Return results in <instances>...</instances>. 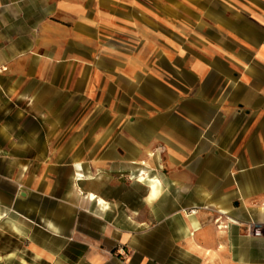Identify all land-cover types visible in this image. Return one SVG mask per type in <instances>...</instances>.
Wrapping results in <instances>:
<instances>
[{
	"label": "crops",
	"instance_id": "obj_1",
	"mask_svg": "<svg viewBox=\"0 0 264 264\" xmlns=\"http://www.w3.org/2000/svg\"><path fill=\"white\" fill-rule=\"evenodd\" d=\"M34 2L0 0V35H11V22L32 17ZM189 2L190 41L198 35L217 36L213 44L204 38L202 44L226 55V63L240 75L224 77L217 99L191 93V87L187 104L164 119L170 123L160 122L152 136L148 133L153 140L139 137L116 146L123 148L122 163L110 156L114 143L102 152V144L92 140L86 156L80 151L58 157L76 182L61 195L50 190L52 179L44 178L22 193L26 199L15 197L6 205L0 201V221L10 216L34 264H190V258L210 264L204 237L216 245L209 254H214L211 264H264V236L256 238L249 230L252 224L264 225V0ZM58 10L86 19L85 9L75 3L62 2ZM39 23L40 35L50 37L43 15ZM30 29L26 34L34 36L35 27ZM0 42V61L7 63V53L17 49L13 40ZM195 105L213 114H200ZM43 106L49 111L50 105ZM67 144L83 146L78 140ZM152 151L160 163L154 177L162 184L153 203L145 183L135 195L100 176L105 168L150 162ZM77 164L84 181L76 180ZM90 194L104 199L110 209L103 210ZM41 199L58 204L49 218L42 213L38 222L28 214L41 212Z\"/></svg>",
	"mask_w": 264,
	"mask_h": 264
},
{
	"label": "rangeland",
	"instance_id": "obj_2",
	"mask_svg": "<svg viewBox=\"0 0 264 264\" xmlns=\"http://www.w3.org/2000/svg\"><path fill=\"white\" fill-rule=\"evenodd\" d=\"M62 2L82 6L86 19L59 11ZM30 8L32 17L11 22V35H0L1 41L13 40L17 49L7 53V63L0 61L4 205L15 197L26 199L22 193L44 178L52 179L50 190L61 195L76 182L75 175L58 164V157L80 151L86 156L92 140L102 144V152L113 143L122 146L123 140H153L148 133L152 136L160 122L170 123L165 120L187 104L191 87V93L217 99L224 77L240 75L226 63V55L208 42L202 44L203 38L213 44L217 36L198 35L190 41L189 0H35ZM42 15L52 30L50 37L37 29ZM32 27L34 36L26 34ZM43 104L47 109L50 105L49 111ZM195 108L205 116L213 114L202 106ZM76 140L83 146H68ZM123 155V148L116 147L110 156L122 163ZM154 159L146 169L130 163L129 169L105 168L100 176L138 195L146 187L137 182L139 170L152 176L160 170ZM37 203L41 212L28 215L38 222L42 213L49 218L58 204L49 199ZM56 215L60 218L62 213ZM14 224L10 216L0 221V264H34ZM202 246L210 254L216 245L204 237ZM205 255L208 263L215 262L214 254ZM190 264L198 261L190 258Z\"/></svg>",
	"mask_w": 264,
	"mask_h": 264
},
{
	"label": "bare ground",
	"instance_id": "obj_3",
	"mask_svg": "<svg viewBox=\"0 0 264 264\" xmlns=\"http://www.w3.org/2000/svg\"><path fill=\"white\" fill-rule=\"evenodd\" d=\"M6 70L7 69L4 68L2 71H6ZM148 157L149 158H153L154 157V153L153 152H149L148 153ZM139 166L144 167L146 169V168L149 167V164L146 161H142L141 163H139ZM76 167H77L76 180H78V181H84L85 176L82 173V166L80 164H77ZM144 168L143 169L141 168L139 170V176L137 178V182L142 183V184L145 183L147 185V187L149 189L148 201L150 203H153L156 200H158L159 197H160V195H161V185L162 184H161V181L157 177L150 176V174L148 173V171H146ZM89 198L92 201H98L100 207L103 210H109L110 209L109 203H107L104 199L99 198L98 196H96L94 194H90L89 195ZM191 214H196V213L193 212ZM193 227L195 229V232H197L198 231V226L195 224ZM217 228L219 230H222L224 227L219 226ZM15 230H17V229H15ZM207 255H209V253Z\"/></svg>",
	"mask_w": 264,
	"mask_h": 264
},
{
	"label": "built area",
	"instance_id": "obj_4",
	"mask_svg": "<svg viewBox=\"0 0 264 264\" xmlns=\"http://www.w3.org/2000/svg\"><path fill=\"white\" fill-rule=\"evenodd\" d=\"M249 230L252 234V236L256 238H260L264 236V225H255L252 224L249 226Z\"/></svg>",
	"mask_w": 264,
	"mask_h": 264
}]
</instances>
